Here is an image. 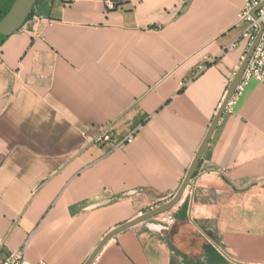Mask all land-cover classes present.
<instances>
[{
  "label": "crops",
  "instance_id": "0c3cea01",
  "mask_svg": "<svg viewBox=\"0 0 264 264\" xmlns=\"http://www.w3.org/2000/svg\"><path fill=\"white\" fill-rule=\"evenodd\" d=\"M43 1L0 44V240L85 264L179 190L248 53L250 0ZM108 125L140 129L110 151L93 143ZM172 210L92 264H264V85L225 110Z\"/></svg>",
  "mask_w": 264,
  "mask_h": 264
},
{
  "label": "built area",
  "instance_id": "2783aa9c",
  "mask_svg": "<svg viewBox=\"0 0 264 264\" xmlns=\"http://www.w3.org/2000/svg\"><path fill=\"white\" fill-rule=\"evenodd\" d=\"M263 0H250L246 2L245 8L238 15L239 22H247L248 27L243 33V37L249 39L248 52L252 45L254 44L256 38L259 34L260 40L257 44L254 53L243 73V76L235 90L233 97L230 99L226 110H232L233 106L236 104V100L242 95L245 87L250 81H256L264 85V6L257 11L256 17H254L251 12L253 9L258 7ZM140 128H135L131 130L125 137L122 139H117L114 132L113 126L108 125L93 139V143L96 145L105 144L109 146L110 151H114L120 148H123L127 144H131L136 134ZM157 222V225L167 229L170 228L176 222V213L173 210L167 211L160 214L154 218ZM5 241L0 240V264H48L45 261H40L37 263H32L28 261L25 257L26 248L24 246L22 249L8 254H4L2 247Z\"/></svg>",
  "mask_w": 264,
  "mask_h": 264
},
{
  "label": "water",
  "instance_id": "95a60500",
  "mask_svg": "<svg viewBox=\"0 0 264 264\" xmlns=\"http://www.w3.org/2000/svg\"><path fill=\"white\" fill-rule=\"evenodd\" d=\"M17 6H21L22 8L25 9V11H21V13H27V12H30L31 8H32V3L29 2V0H17L13 7H12V10H11V13L12 14H15L16 12L19 11V9L17 8ZM264 6V0L263 2L258 6L256 7L255 9H253V11L251 12V14L256 17V13L257 11H259L262 7ZM260 36L261 34L258 35V37L256 38L254 44L252 45V47L250 48L249 52L247 53L239 71L237 72L231 86H230V89H229V92L227 94V97L220 109V111L218 112L217 116L215 117L203 143L201 144L191 166L189 167L186 175H185V178L179 188V190L177 191V193L175 194V196L166 204L154 209V210H151L137 218H135L134 220H132L131 222H128L126 224H123L117 228H115L114 230H112L111 232H109L103 239L102 241L99 243V245L97 246V248L94 250V252L91 254V256L88 258V260L85 262V264H92V262L94 261V259L97 257V255L101 252V250L104 248V246L108 243V241L110 239H112L115 235L131 228V227H134L140 223H143V222H148L151 226H156L157 225V222L155 220H153L154 218H156L157 216H159L160 214L162 213H165L167 211H170L172 210L179 202L180 200L182 199V197L184 196L185 192L187 191L188 187L191 185V180L192 178L194 177V175L199 171V165H200V162H201V159L211 141V138L213 136V133L215 132L216 128H217V125L220 121V119L222 118L225 110H226V107L230 101V99L233 97L234 93H235V90L243 76V73L254 53V50L257 46V44L259 43V40H260Z\"/></svg>",
  "mask_w": 264,
  "mask_h": 264
},
{
  "label": "trees",
  "instance_id": "16d2710c",
  "mask_svg": "<svg viewBox=\"0 0 264 264\" xmlns=\"http://www.w3.org/2000/svg\"><path fill=\"white\" fill-rule=\"evenodd\" d=\"M16 0H0V25L6 21H8L9 16L12 15L11 13V6ZM33 17V12H27V13H20V15L12 21H8L9 26H11L15 31L20 26H22L24 23H26L28 20H30ZM9 34H6L5 37H8ZM4 38H0V44L3 43ZM184 209V208H183ZM181 214H183L181 212Z\"/></svg>",
  "mask_w": 264,
  "mask_h": 264
},
{
  "label": "rangeland",
  "instance_id": "374dc122",
  "mask_svg": "<svg viewBox=\"0 0 264 264\" xmlns=\"http://www.w3.org/2000/svg\"><path fill=\"white\" fill-rule=\"evenodd\" d=\"M17 1V0H16ZM30 3H32V7L35 5V7H38L40 8V10L42 11L44 8H45V3L43 0H29ZM15 3V2H14ZM36 3V4H35ZM17 8L19 9L18 12H16L15 14H12L9 16V19L8 21H12V20H15L21 13V11H25L24 8H22L21 6H17ZM3 19H1L0 21H2ZM8 21L2 23L0 26V38L2 37V35L6 32L4 29L7 28V26L9 25L8 24ZM4 28V29H3Z\"/></svg>",
  "mask_w": 264,
  "mask_h": 264
}]
</instances>
